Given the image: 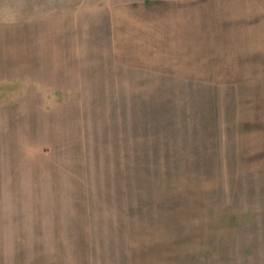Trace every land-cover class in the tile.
Listing matches in <instances>:
<instances>
[{
  "label": "rangeland",
  "instance_id": "1",
  "mask_svg": "<svg viewBox=\"0 0 264 264\" xmlns=\"http://www.w3.org/2000/svg\"><path fill=\"white\" fill-rule=\"evenodd\" d=\"M150 2L0 0V264H264V0L186 49Z\"/></svg>",
  "mask_w": 264,
  "mask_h": 264
},
{
  "label": "crops",
  "instance_id": "2",
  "mask_svg": "<svg viewBox=\"0 0 264 264\" xmlns=\"http://www.w3.org/2000/svg\"><path fill=\"white\" fill-rule=\"evenodd\" d=\"M237 3L241 4V0H236V6ZM232 5L231 0H156L155 4L144 3V15L139 21L143 27L139 29L144 28L146 33H151L152 47L195 48L213 38L214 45L219 43L216 45L225 46L230 38L238 40L247 37L232 32ZM135 6L140 7L141 4H130V13H133ZM236 20L243 22V19ZM185 52L192 51H183Z\"/></svg>",
  "mask_w": 264,
  "mask_h": 264
}]
</instances>
